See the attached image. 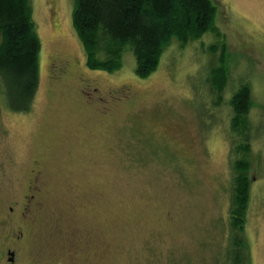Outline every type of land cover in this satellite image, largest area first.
<instances>
[{"label": "rangeland", "instance_id": "rangeland-1", "mask_svg": "<svg viewBox=\"0 0 264 264\" xmlns=\"http://www.w3.org/2000/svg\"><path fill=\"white\" fill-rule=\"evenodd\" d=\"M31 1L39 89L30 112L0 102V264H14L8 249L15 264H223L241 76L253 123L264 124V0H213L219 34L183 49L174 40L145 79L129 47L114 72L88 66L75 0ZM222 43L232 74L216 104L208 78ZM262 130L250 153L245 264H264Z\"/></svg>", "mask_w": 264, "mask_h": 264}, {"label": "trees", "instance_id": "trees-1", "mask_svg": "<svg viewBox=\"0 0 264 264\" xmlns=\"http://www.w3.org/2000/svg\"><path fill=\"white\" fill-rule=\"evenodd\" d=\"M33 14L31 0H0V102L1 107L18 113L32 110L40 83L42 40ZM72 20L91 69L118 70L129 47L136 57L135 73L143 79L158 69L174 40L183 49L208 32L219 34L213 0H75ZM220 46L219 64L208 78L216 104L222 103L232 74L228 46ZM236 84L230 99L233 178L223 264H245L252 187L250 153L253 139L261 136L264 126H255L251 117L256 106L251 82L244 75ZM261 107L264 119V104Z\"/></svg>", "mask_w": 264, "mask_h": 264}, {"label": "water", "instance_id": "water-1", "mask_svg": "<svg viewBox=\"0 0 264 264\" xmlns=\"http://www.w3.org/2000/svg\"><path fill=\"white\" fill-rule=\"evenodd\" d=\"M9 254H10V257H11L10 260L14 261L15 252L14 251H10Z\"/></svg>", "mask_w": 264, "mask_h": 264}, {"label": "flooded vegetation", "instance_id": "flooded-vegetation-1", "mask_svg": "<svg viewBox=\"0 0 264 264\" xmlns=\"http://www.w3.org/2000/svg\"><path fill=\"white\" fill-rule=\"evenodd\" d=\"M10 251H13L12 249H8V254H9V252ZM15 252V251H14ZM15 254H16V252H15ZM10 255V254H9ZM11 258V257H10ZM11 261V260H10ZM12 263H14L15 264V256H14V261H11Z\"/></svg>", "mask_w": 264, "mask_h": 264}]
</instances>
